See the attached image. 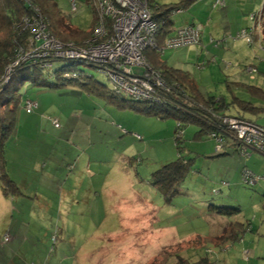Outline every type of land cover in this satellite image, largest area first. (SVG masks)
I'll use <instances>...</instances> for the list:
<instances>
[{
	"label": "rangeland",
	"instance_id": "1",
	"mask_svg": "<svg viewBox=\"0 0 264 264\" xmlns=\"http://www.w3.org/2000/svg\"><path fill=\"white\" fill-rule=\"evenodd\" d=\"M57 4L72 27L85 32L92 26L93 11L87 0H78L72 14L65 0ZM153 12L172 27L180 24V17L173 12ZM252 23L248 35L251 42L256 41L252 44L237 37L241 28L226 29L212 43L164 48L157 53L149 47L144 54L149 63L156 56L166 66L186 71L202 96H212L217 104L223 102L226 114L264 127V11L257 12ZM192 25H197L200 35L201 25ZM131 69L142 72L141 66ZM73 71L83 75L82 82L91 81L103 91L111 90L106 75L85 62L56 59L52 68L41 73L31 71L25 80L19 71L14 75L21 102L36 99L38 108L32 114L21 105L17 108L16 124L6 143V159H21L33 150L40 156L48 151L50 163L48 157H40L34 172L26 167L14 172L43 182L42 174L47 170L43 185L44 192L50 191L46 201L51 203L49 213L53 217H42L37 202L31 207L32 202L26 204L23 215L11 217L12 222H25L23 231L36 236L34 240L28 238L22 249H15L18 243L10 246L5 227L8 220L4 224L0 221V264H152L178 252L195 260L205 255V249L211 250L207 256L212 264H264V179L254 185L241 180L244 168L264 175V155L247 147L245 140L234 141L231 136L236 131L222 121L217 131L222 143L210 137V115L202 124L189 119L191 113H182L185 108L181 104L177 105L179 112L168 105L136 102L125 95V107H119L107 94L102 96L101 92L64 81ZM33 78L44 79V84H33ZM245 104L256 109H245ZM142 107H151V113L137 109ZM53 118L58 127L52 125ZM179 122L182 133L177 139ZM40 135L52 136V147L43 149L40 142L32 141V136ZM17 137L24 144L16 143ZM80 153L85 165L97 172L92 179L88 174H76L81 161H74ZM179 153L191 160L190 169L178 192L166 200L149 180L153 171ZM120 166L124 173L114 170ZM107 169V182L120 185L119 192L127 197H120L119 203H109L97 187ZM31 208V219L24 217ZM115 208L119 210L115 212ZM248 221L252 231H246L242 240L228 243V249L223 247L227 244L221 246L207 238L219 237L234 223L245 225ZM44 231L49 234L47 238L42 236ZM244 250L250 252L249 261L244 260Z\"/></svg>",
	"mask_w": 264,
	"mask_h": 264
},
{
	"label": "trees",
	"instance_id": "2",
	"mask_svg": "<svg viewBox=\"0 0 264 264\" xmlns=\"http://www.w3.org/2000/svg\"><path fill=\"white\" fill-rule=\"evenodd\" d=\"M58 1L59 0H0V36H3V39H0V188L4 195H13L20 193L19 187L17 186V183L12 177V172L17 174L16 172H14L15 168L17 170L19 168L22 171L21 168L26 167L27 169H29V171L34 172L35 168L39 164L40 159L42 157L46 159L48 157L49 159H51L48 151L42 152L40 156L39 154H35L36 153L35 150L31 151V153L29 152L27 154V157L21 159H16V160L6 159L7 156L5 151L6 143L11 133L13 132L16 124L17 108L21 105L22 109L28 114L34 113L35 110H37L38 108V102L36 99L26 98L24 101L21 102L18 89L13 84L15 73L17 71L21 72L22 73L21 80H25L28 78L27 75L30 74L31 71H36L38 73H41V71L44 69L52 68L53 60L65 59L68 61H74L67 58H58L53 56L39 57L30 60L23 59L19 61V63L13 68V71L11 72L8 81L3 82L2 76L4 75L7 66H9L20 55H22L23 54L22 51L27 52L31 48H33L34 46L40 43L38 41L33 46H31L28 40L29 32L27 30L22 29L23 18L24 17L31 18L35 15H37V17L39 16L40 19L43 20L46 26V30L54 37V39L64 44L68 42H72L74 45L81 44L83 41L88 40L92 37L91 31L97 20L95 0H87L92 7L93 23L92 26H90V28L88 29V31L82 32L69 25V23L66 21V16L58 7L57 4ZM147 4L151 10L153 19L156 21L161 19V21L159 22H162L158 30V34L156 36L157 47L152 48V50H154L155 53H157V52H161L164 49L163 45L165 39L172 35L166 37L167 34L169 33V29H167L168 22H166L165 19L157 18V16L154 15L153 11L155 9L165 10V12L172 10L174 11V9L179 8V6L177 5L169 9H165V8L163 9L162 5L161 6L156 5L151 0H147ZM76 10H77V5H76ZM76 10L69 11V13L72 14ZM254 13H256V11L251 12L249 15V20L252 25L253 23L250 16L251 14ZM158 14L161 15L162 12L160 11V13ZM251 24L242 29L249 31V29L251 28ZM252 43H255V41L251 42V44ZM145 60L153 70L158 72V75L161 78L164 86L163 88L158 90L159 100H151L149 102L143 100H134V99L132 100L136 102H146V103L148 102L152 104H159L161 106L168 105L174 110L177 111L180 110L179 112H181V109H179L177 105L181 104L183 105L181 107L185 108V110L183 109L182 113L184 112L186 114L191 113L192 116L190 117L188 116L189 119L193 121L198 120L202 124H206L207 122L206 120L208 119L207 116L210 115L209 117H212V119L214 120L212 121L211 119L210 127L208 128L211 131L210 134L212 133L215 134L214 136L210 135V137L216 138L217 140L218 138L217 131L222 128L220 125L222 118L224 116H234V115H228L224 112V108L222 105L223 102L218 103L219 104L218 105L217 101H214L212 96H207V97L202 96L200 92L196 89L194 83L189 78L186 71L178 68H172L166 66L156 56H153L151 58L150 63L148 62L146 56H145ZM88 65L94 66L93 64H88ZM63 69L64 68L62 67L61 70ZM74 74H77L76 77L74 76ZM69 76L71 77L67 79L65 77L63 78L62 74L60 75V77L63 78L64 81L67 82L73 81V84L74 83L80 84L82 87L88 90L95 91L97 93L101 92L102 96L107 94V98H110L109 101L112 99V102L115 103L117 106L125 107L124 103H126L127 100L123 99V95L125 96L127 95L121 92L117 93L113 91L112 86H111V90L106 92L103 91L101 88H99V86L96 83L92 84L91 81H87V80L82 82L81 79L83 78V75L79 72H75V71H73V73L69 72ZM31 82L33 84L41 85L44 84V79L38 81L37 79L33 78L31 79ZM61 84L64 83H58V85ZM29 103L31 104L29 105ZM132 107H135V105H132ZM243 108L251 109V110L256 109V107L251 106L249 104H245ZM137 109L144 113H151L150 110L151 107H142ZM184 119L187 118L184 117ZM41 122H43V120ZM51 123L54 127L59 126L58 121L55 118L51 119ZM181 126L182 124L179 122V124L177 125V129H179ZM179 130L180 132H177L176 134L177 139L180 138V134L182 133L181 131L182 129ZM225 131L227 132V130ZM43 136L45 135L32 136V141L38 142ZM47 138L51 141L53 140L52 136H47ZM219 138L221 140L219 141V143H222L223 137L220 136ZM231 138L233 139V137ZM17 139L14 138L16 143L24 142L19 137H17ZM233 140L235 141V139ZM47 147H52V146L50 145V143H48ZM190 165H191V160L189 158H185L182 154L179 153L174 160L163 164L157 170L153 171L151 173V177L149 181L153 186H156L161 191V194L166 200H169L173 195H175L178 192V187L184 181L187 172L190 169ZM9 171H11V174H9ZM17 175L22 176L21 174H17ZM24 177L25 179L27 178L28 180L27 184H31V183H33L34 185L38 184V182L35 181V179L30 178L28 175L22 176V178ZM234 224L235 225H232V227L227 228L219 237L209 236L207 238L209 240L216 242L217 244H220L221 246L227 244V246H223V247L228 249L230 248V245L228 243L230 242L233 243L235 241L242 240L245 232L252 231L253 229V227H251L250 221H248L245 225H242L238 222ZM4 235L2 237L3 242L6 241ZM204 253L205 255L200 256L195 260L184 257L180 252L172 253L171 256L166 255L165 257H162L161 260L152 264H212L213 262L207 256V253H211V250L205 249ZM242 254L245 261L250 260V255H249L250 252L248 250H244ZM172 256L174 257L171 258ZM172 259L174 260L172 261Z\"/></svg>",
	"mask_w": 264,
	"mask_h": 264
},
{
	"label": "built area",
	"instance_id": "3",
	"mask_svg": "<svg viewBox=\"0 0 264 264\" xmlns=\"http://www.w3.org/2000/svg\"><path fill=\"white\" fill-rule=\"evenodd\" d=\"M65 1L70 11L76 10L78 0ZM215 4L223 2L217 0ZM95 9L97 20L91 31L92 37L77 45L54 39L39 16L24 17L22 29L29 32L31 46L38 41L40 43L27 52L22 51L23 54L7 66L2 81L8 80L13 68L23 59L53 56L97 66L111 81L113 91L126 94L131 99L148 102L159 100L158 90L164 85L158 72L147 64L144 51L157 47L156 36L162 22L153 19L147 0H95ZM261 9L256 13L264 11ZM256 13L251 14V20ZM199 30L197 25L192 24L178 27L172 36L165 39L163 48L199 43ZM250 30L241 29L237 37L251 43L248 36ZM133 66H141L142 72L132 71ZM222 123L236 131L237 135L231 136L233 139L239 142L245 140L247 147L264 155V127L234 116H224ZM217 141H221L219 137ZM241 179L246 184L254 185L264 179V175L259 176L244 169Z\"/></svg>",
	"mask_w": 264,
	"mask_h": 264
},
{
	"label": "crops",
	"instance_id": "4",
	"mask_svg": "<svg viewBox=\"0 0 264 264\" xmlns=\"http://www.w3.org/2000/svg\"><path fill=\"white\" fill-rule=\"evenodd\" d=\"M154 4L159 5L163 7V9H169L173 6H179L181 10L179 12H173L177 15V17H180L178 21H180L179 26H183L190 23H199L201 25V34H200V42H211L214 39H220L222 37L221 31L224 30H238L239 28H244L250 25V21L247 19V16L250 12L257 11L259 9V6L262 5L261 0H221L223 4H215L217 0H151ZM220 1V0H219ZM182 6V7H181ZM160 13V11L158 12ZM159 15V14H157ZM197 15V17H196ZM160 16V15H159ZM160 18V17H158ZM158 21H161L159 19ZM176 26L172 27V24L168 22L167 29H169V33L166 37L173 35L174 30L177 28ZM223 32V36H224ZM256 42V41H255ZM212 61V60H211ZM214 61V59H213ZM18 140V139H17ZM38 142L41 143L43 148H46L50 140L47 138V136H43ZM82 153H80L79 158H75V161H81L80 163V171H76V174H79L81 177L84 174H88V176H91V179L93 176L97 174L95 170H92L90 168L89 164L85 165V159L82 157ZM118 159V157H117ZM50 163V159H49ZM78 164V163H77ZM48 166V161L46 164V167ZM122 167L115 168L114 170L119 173H124L125 171H121ZM9 174H11V171H9ZM99 175L101 173H98ZM48 173L47 170L42 174V178L44 181L42 182V179L38 178L37 182L38 184L34 185L33 183L27 184L28 180L22 178V176H18L17 174L12 172V177L17 183V186L19 187V194H13V195H4L1 188H0V221L4 224L6 223L7 227V233L10 237L9 244L11 247H15L16 243H18V247L15 249H22L24 243L27 241L28 238L35 239L36 236L30 235L29 232L23 231L24 227H26L25 222H12L11 217H16L15 215L22 214L23 210L26 204H29L30 207L33 206L36 203L40 207V210L42 211V217H53V215H50V206L51 203H48L46 201L47 199V193L50 191H45L46 186L43 185L45 180L47 179ZM108 177V169L104 171L103 177L101 179L100 183H97V187L99 190H101L102 193H104V197L109 201V203H119V199L121 198H127L124 196L122 192H119V189H121V186H116L113 183L107 182ZM42 189V190H40ZM118 198L116 202L113 201V199ZM112 200V201H111ZM118 206L119 205H113ZM127 206V205H126ZM32 208L27 209V213L24 217H32ZM118 209L115 208V212L118 211ZM116 217V216H115ZM44 238H47L49 234L47 235L46 231L42 234ZM23 237V238H22ZM22 242H19L21 241ZM19 251V250H17Z\"/></svg>",
	"mask_w": 264,
	"mask_h": 264
}]
</instances>
